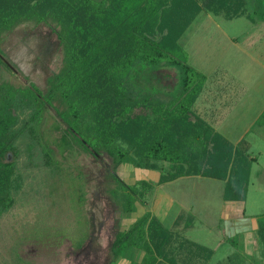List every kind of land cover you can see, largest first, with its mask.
<instances>
[{"label": "trees", "instance_id": "1", "mask_svg": "<svg viewBox=\"0 0 264 264\" xmlns=\"http://www.w3.org/2000/svg\"><path fill=\"white\" fill-rule=\"evenodd\" d=\"M202 9L231 19L243 12L244 2L0 0V43L5 32L31 23L49 27L61 49L60 66L47 77L45 90L32 82L15 86L0 81V217L11 209L23 186L22 166L46 169L69 186L78 208L85 202L82 171L63 165L43 138L41 126L50 107L58 126L64 125V149L104 153L111 159L113 187L109 194L121 219L130 220L111 243L112 262L127 258L134 248L145 254L140 262L130 257L129 264H154L158 258L173 262L174 239L183 237L149 210L138 215L139 208L146 206L153 183H126L115 172L119 165L160 170L158 184L189 175L220 179L224 181L225 200L244 202L250 168L256 160L249 142L242 137L233 143L193 110L207 77L187 62L179 39ZM259 11L264 20V7ZM2 65L0 50V71ZM136 65L144 71L160 66L175 68V89L164 90L151 83L138 87L132 80ZM182 217H176L174 226ZM257 220L264 254V214ZM42 223L35 222L28 238L49 243L53 240L51 226L34 229ZM78 235L72 240L75 249H81L88 239L83 224ZM63 237H57L58 243Z\"/></svg>", "mask_w": 264, "mask_h": 264}, {"label": "rangeland", "instance_id": "2", "mask_svg": "<svg viewBox=\"0 0 264 264\" xmlns=\"http://www.w3.org/2000/svg\"><path fill=\"white\" fill-rule=\"evenodd\" d=\"M243 2V12L231 19L222 13L216 14L211 10L202 9L180 37L179 44L184 50L187 62L207 77L195 100L193 110L232 142L249 131L247 136H244L245 139L252 142L254 153L258 150L262 152L258 154V161L252 164L250 184L244 200L245 213L257 216L264 214V185H259V180L264 179V133L259 136L253 132L257 125L253 122L258 111L264 106V68L261 65L264 60V46L258 43L252 49H247L243 37L249 32H256L255 25L262 21L259 10L264 7V0ZM248 15H251L252 19L248 18ZM246 31L248 33H245ZM232 36L239 37L240 45L231 43L229 39ZM0 50L4 60L0 81H7L15 86H25L32 82L41 90H45L47 77L56 71L61 63L59 42L46 25H17L4 33ZM250 52L254 55L256 52V58L250 56ZM214 77L219 80H214ZM132 80L141 88H146L145 83H151L157 88L174 90L178 75L176 69L170 66L144 71L141 65H136ZM227 83L243 84L245 93L232 95L236 116L223 122L221 127L219 123L223 121L229 108L225 107L228 92L222 87ZM214 87L216 89L212 91ZM214 93L217 95L213 99ZM228 94H231V91ZM208 99H211V102L207 101ZM219 108L221 110L216 115L210 111ZM261 121H264V113L258 120ZM58 125L54 109L48 108L41 126L43 138L49 142L55 157L63 165H70L82 171L86 190L85 202L78 208L72 200L69 186L60 182L57 177L50 176L46 169H25L22 166L25 178L23 186L11 209L0 217V264H110L111 243L117 231L130 221L121 219L120 210L109 194V189L113 187L110 176L113 170L111 159L104 153L95 155L77 149H64L61 144L64 125ZM163 168H166L165 164ZM115 172L128 184L139 180L153 183L154 187L147 197L146 206L139 208L138 215L141 216L150 208V199L155 197L158 189L165 191L172 194L176 201L164 225L178 236L184 237L185 234L212 246L216 244L215 238L221 234L217 229V222H220V204L224 199L223 181L207 176H182L158 184L162 171L146 170L131 164L119 165ZM176 214H182L183 217L179 219V225L174 226L171 221ZM37 221L45 223L37 224L34 229L38 230L42 225L52 227L51 242L43 243L28 238L29 229ZM82 224L87 227L88 239L81 249H75L72 247V240L79 236L78 227ZM184 224H190V227H183ZM191 224H195L193 229ZM60 236L66 237L58 243L56 239ZM243 239L232 238L224 246H220L215 259L221 258L229 251H239L249 254L245 257L244 264H264L261 249L260 252L257 251L259 253L251 256L248 250L255 252L256 245Z\"/></svg>", "mask_w": 264, "mask_h": 264}, {"label": "crops", "instance_id": "3", "mask_svg": "<svg viewBox=\"0 0 264 264\" xmlns=\"http://www.w3.org/2000/svg\"><path fill=\"white\" fill-rule=\"evenodd\" d=\"M262 21H264V20H262ZM262 21H260V23ZM254 23H256V21ZM259 24L255 25V28H257L256 32H254V33L253 32L248 33L247 31L245 32L248 34L245 37H243V42L246 45L247 49H248V47L252 49V47L258 43H259V45L264 46V23H261L260 25ZM238 39H239V37H237V36L233 37L232 36L231 39H229V40H231V43L233 45H240V44H238L239 43ZM262 49H263L262 54H264V47ZM249 55L256 58L257 54L255 52V55H254L250 52ZM261 65L264 68V60L261 62ZM230 75L233 78V75L231 73H230ZM225 76L227 79V75H225ZM214 80L218 81L219 79H218V77L217 78L214 77ZM214 85L217 86L216 82H214ZM239 85H233L230 83H227L226 85H224V84L222 85L223 90L225 92H228V93H229V91H231V94L227 93L228 96H227V99H225L226 103H227V105L225 107H229V108H228V112L223 117V121L220 120L221 122L219 124L221 125V127H223V125H222L223 122L228 121V119L230 120L232 118H235V116H236V115H234V110H235L236 106H235L234 99H232V95L233 94H238V95L242 94L243 95V93H245V88H244L243 84L240 86ZM262 85H264V80H263ZM215 89H216V87H214L212 89V91L213 90L215 91ZM216 95L217 94H215V93L212 95L213 99L216 97ZM210 100L208 99L207 101H210ZM230 105H232V106H230ZM219 110H221V109L220 108L218 110L217 109H211L210 111H212V114L216 115V113H218ZM258 112L259 113L255 117V121L253 122L254 124L257 123V125L255 127L256 129L253 132H255L257 135L260 136V134L264 133V121L258 122V120L260 119L261 114L264 113V106ZM215 115H214V117H215ZM248 132L249 131L245 132V134H243L240 138H238V140L234 141L233 143L238 142L244 136L246 137L247 136L246 134ZM224 136H225V134H224ZM262 136H264V134H262ZM248 142H249V146H250V148H249L250 152L254 153V151L252 150V142H250L249 140H248ZM256 152L257 153L253 154V156H255V158H256L255 162L258 161V157L262 153L261 150H258ZM251 167H252V165H251ZM251 172L252 171L250 168V176H251ZM189 176H200V175H189ZM178 178H180V177H178ZM221 181H223V180H221ZM259 181H260V183L258 182L259 185H261V186L264 185V179H260ZM249 184H250V179H249ZM248 187H249V185H248ZM150 200H152V202H151L150 208L148 210L151 211L152 214L157 216V218L164 224L170 209L175 204V201H176L175 197L172 196V194H168L165 191L158 189L156 191L155 197L151 198ZM244 203L245 202L240 203L237 201H229V200H225V199L222 200V202L220 204L221 211L219 212L220 213V222L219 221L217 222V229H218L219 233H221V234L217 238H215V240H216L215 245L212 246L210 244L203 242L202 240L200 241L198 238H194L192 236H187L184 234V237L178 238L173 242V248L175 249L174 261L169 262L167 260H163L161 258H158L154 264H238L239 262L241 264H244L245 260H246L245 257L249 256V254H246L247 252H245V253L241 252L243 254V255H241V253L239 251L238 252L229 251L228 253L224 254L221 258L219 257L218 259H215V255L219 252L220 246H224L226 242L230 241L232 238H237V237H240V238L242 237V239L244 238L246 240V242H250V243L256 245L255 252H251L250 250H248L251 256H254L256 253H259L260 252L259 249H261V252H262V246H261V243L259 242L258 234H257V227H258L257 216L258 215L254 216L255 214H252V215L246 214L245 213L246 210H244V207H246V205ZM177 216L178 215L176 214L175 217L173 218V220L171 221L172 225H174L173 223H174L175 218ZM189 227H187V228H189ZM191 227L193 229L195 227V224H191ZM187 228H185V229H187ZM245 236H246V238H245ZM182 239H187L192 244L189 245L187 241H186V243H184L183 241H182L183 243L180 242ZM197 246H201L202 248L199 249ZM227 250H229V249H227ZM257 251H259V252H257ZM144 254H145V252L143 250L134 248L130 251L127 258L118 257L115 261H113V262L111 261L110 264L111 263H113V264H129L131 259L134 261L140 262ZM130 257H131V259H130Z\"/></svg>", "mask_w": 264, "mask_h": 264}]
</instances>
